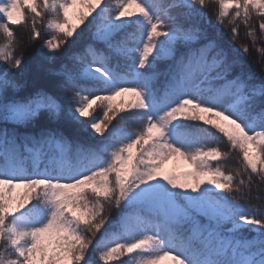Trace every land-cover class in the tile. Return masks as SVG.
I'll list each match as a JSON object with an SVG mask.
<instances>
[{"label": "snow or ice", "instance_id": "6c2138e0", "mask_svg": "<svg viewBox=\"0 0 264 264\" xmlns=\"http://www.w3.org/2000/svg\"><path fill=\"white\" fill-rule=\"evenodd\" d=\"M261 42L264 0H0V264H264Z\"/></svg>", "mask_w": 264, "mask_h": 264}, {"label": "trees", "instance_id": "16d2710c", "mask_svg": "<svg viewBox=\"0 0 264 264\" xmlns=\"http://www.w3.org/2000/svg\"><path fill=\"white\" fill-rule=\"evenodd\" d=\"M209 19H211L212 23H215V18H214V16H212L211 11H209ZM16 31H17V35L19 37L25 38V33H24L23 28H18V29H16ZM222 32H224L225 41L231 43L227 29H222ZM242 43H249L248 39L246 38L243 26H241L239 38L233 44V47L239 48L240 44H242ZM261 43H264V42H261ZM23 51H24L25 56H31L32 55V50H30V49H23ZM246 59H247L248 63L252 66V68L258 72L259 66L256 64L257 56H256V53L254 50L252 51V53L248 57H246ZM2 71H3V68H0V72H2ZM35 75H36V69L34 67V63L30 62L27 72L23 76H19L16 78L18 84L20 85V87L18 89V93H17L19 96L23 97V96L28 95L30 92H32L41 83V81L35 79ZM227 163L229 166H232V167L235 166L234 160H229ZM250 203H251V205H255L257 207L264 206V201H261V200L252 199L250 201Z\"/></svg>", "mask_w": 264, "mask_h": 264}, {"label": "rangeland", "instance_id": "374dc122", "mask_svg": "<svg viewBox=\"0 0 264 264\" xmlns=\"http://www.w3.org/2000/svg\"><path fill=\"white\" fill-rule=\"evenodd\" d=\"M181 170H185V169H181Z\"/></svg>", "mask_w": 264, "mask_h": 264}]
</instances>
